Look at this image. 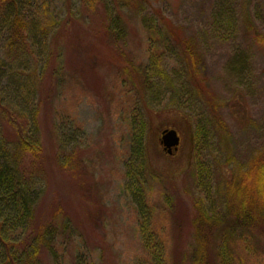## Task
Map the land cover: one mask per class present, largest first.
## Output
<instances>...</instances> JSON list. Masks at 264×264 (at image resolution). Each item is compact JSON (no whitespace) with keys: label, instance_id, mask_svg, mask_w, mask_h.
Returning <instances> with one entry per match:
<instances>
[{"label":"rangeland","instance_id":"rangeland-1","mask_svg":"<svg viewBox=\"0 0 264 264\" xmlns=\"http://www.w3.org/2000/svg\"><path fill=\"white\" fill-rule=\"evenodd\" d=\"M149 1L184 37L197 41L201 75L224 126L213 107L189 91L173 40L160 45L159 67L152 65L144 16L137 12L124 13L126 34L117 48L111 46L121 58L112 61L96 46L105 38L101 10L94 11L101 7L98 0L0 4L4 104L12 102L22 113L35 95V102L41 98L37 117L43 150L39 158L24 155L22 164L36 186L37 225L54 223L63 230L56 255L45 253L43 264H150L140 204L171 264L221 262V233L198 227L196 205L209 215L222 211L223 189L232 173L228 164L247 162L264 146V47L242 20L248 10L264 34V0ZM152 7L148 13L153 16ZM15 13L28 23L24 55L8 48L6 19ZM237 57L245 58L243 69L234 67ZM123 58L134 63L137 74L123 72ZM146 65L153 79L145 83L144 74L140 83ZM13 74L36 90L28 102L12 95L13 83L6 77ZM140 121L147 122L145 153L131 155L130 130ZM199 124L205 134L198 151L194 133ZM0 128L1 137L15 140L13 125L1 114ZM165 128L181 135L172 155L160 143ZM130 169L144 184L141 197L127 188ZM248 242L229 246L230 264H264V237Z\"/></svg>","mask_w":264,"mask_h":264},{"label":"trees","instance_id":"trees-1","mask_svg":"<svg viewBox=\"0 0 264 264\" xmlns=\"http://www.w3.org/2000/svg\"><path fill=\"white\" fill-rule=\"evenodd\" d=\"M2 1L0 0V4ZM9 1L16 6L19 3L18 0ZM98 1L101 7L98 8L96 5L94 11L101 10L103 17L101 27L105 36L104 39L99 40L100 45H96L100 50L106 51V55L113 59L112 61L121 56L112 47L117 48L120 40L126 34L127 20L124 13L137 12L144 16L142 23L149 35L148 47L151 52L152 65L159 67L162 57L160 45L173 40L183 57L186 76L191 83L189 91L213 107L215 114L217 102L206 89L200 69L201 51L194 38L184 37L162 12L151 6L149 0ZM150 7H152L153 16L148 13ZM20 14L15 13L6 19L10 31L8 48L15 50V53L21 51L24 55V51L28 49L26 44L28 23ZM242 20L247 31L264 47V34L258 30L255 20L248 10H244L242 13ZM16 56L13 54V60H16ZM123 59L126 62L122 68L123 72L137 74L134 63ZM244 59V57H237L234 67L243 69ZM2 67L0 72L4 73L6 68ZM149 68L146 65L142 74L143 78L140 77V83H143L144 74L145 83L153 79L149 75ZM6 78L8 82L13 83L10 89L17 100L23 97L28 102L30 96L35 94L36 90L32 86L29 87L27 84L21 83L17 74L8 75ZM3 89H0V114L8 125H13L16 138L13 140V138L0 136V264H43L45 253L56 255L57 237L63 230L61 231L54 223L37 225L36 201L38 195L36 186L22 165L24 155L31 154V156L39 158L43 150L38 134L39 119L37 117L41 98L35 102V95L31 108L18 113L14 111L12 102L4 104L3 93L5 90ZM24 92L26 94L22 95ZM215 117L217 122L223 125L221 118L216 114ZM24 119L27 120L25 126ZM146 127L147 122L140 121L139 126L131 128L130 135L134 144L130 150L131 155L145 153ZM204 129L201 124L195 128L194 137L197 149L203 144L201 139L205 134ZM261 148L257 149L247 162L234 163L235 161L232 159L228 164V169L232 173L226 180L225 191L223 189L222 211H216L209 215L200 204L196 205L198 211L195 220L198 227H215L221 233L219 236L222 241L219 246L220 264H230V259L226 256L231 244L236 245L240 241L247 246L249 240L260 242L264 237V146ZM131 172L130 169L127 188L132 194L141 197L144 184L139 178L132 176ZM139 207L141 237L150 255V264H171L167 259L163 240L150 230L147 215L141 213L143 205L140 204Z\"/></svg>","mask_w":264,"mask_h":264},{"label":"water","instance_id":"water-1","mask_svg":"<svg viewBox=\"0 0 264 264\" xmlns=\"http://www.w3.org/2000/svg\"><path fill=\"white\" fill-rule=\"evenodd\" d=\"M181 140V135L175 128H165L161 132L160 143L163 145L164 150L170 155L179 150Z\"/></svg>","mask_w":264,"mask_h":264}]
</instances>
